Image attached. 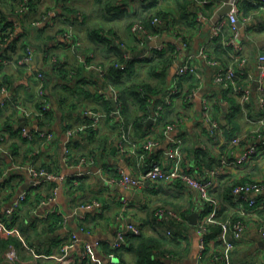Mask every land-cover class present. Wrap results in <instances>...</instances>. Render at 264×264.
I'll return each mask as SVG.
<instances>
[{"label":"crops","instance_id":"1","mask_svg":"<svg viewBox=\"0 0 264 264\" xmlns=\"http://www.w3.org/2000/svg\"><path fill=\"white\" fill-rule=\"evenodd\" d=\"M12 3L13 0L0 1V8L3 6L10 9L14 7ZM123 4L126 9L116 6L106 8L96 4L95 0H32L28 13L17 18L19 32H22L21 38L12 46L7 45L2 49V59L5 61H0V81L4 78L12 80L14 86L7 85V93L0 91V102L5 100V104L0 105V125L5 119L11 118L13 122H16V127L22 129L20 134L26 139L21 140L7 132L4 134L6 137L0 140V182L7 179V182L0 186V214H10L8 212L14 199L23 189L37 187V190L52 197L39 207L38 213H32L33 218L38 219L39 232L42 240L45 241L43 249L39 250L25 241L24 245L18 248L13 244L20 255L18 264H60L55 258L46 256L60 255L63 245L72 241L74 233L78 235V240L74 241L69 249V255L75 259L74 264H110L109 245L112 247V241L120 231L131 232L128 225L133 220L148 234L159 233L165 238L166 242L160 241L158 246L153 248L155 252H164L162 261L157 260V264L216 263L214 254L220 253L216 251L221 249V245L216 246L217 241L215 237H212L210 244H215L213 250L201 251L197 223L194 224L190 219V215L197 212L199 221L205 210V205L195 189L183 182V185L159 182L163 186L161 190H158L159 192L163 194L171 192L172 195L181 198L182 203L172 205L173 201L169 198H160L157 201L163 202L159 201L161 203H158L154 210L159 206L175 209L183 207L187 210L188 223L173 226L178 230L182 229V232H177L173 237L167 233L170 226L153 218V211H151L152 216L151 212L147 215L142 214L145 204L149 205L152 202L146 194L150 188L145 189L146 191L144 189L135 191L120 183L106 182L104 174L99 170L103 169L105 174L110 176L118 173V167L133 174L140 171L136 169L133 158L122 155L119 150L118 141L122 121L130 137L140 146L150 135L159 140L150 154L157 161H164L165 151L169 146V138L165 137L164 130L169 125L173 126L171 135L184 138L185 163L189 165L190 171L197 172L196 174L200 177H205L223 157L227 156L226 158L233 160L254 142L255 139L249 136L238 145L227 143L236 134L253 133L251 130L255 124L249 121V111L246 114L242 109L239 94L216 83L214 66L208 62V59L199 55L203 46L211 52L217 46V43L210 39L213 25L211 19L196 21L182 28V31L177 24L172 25L164 21L161 25L159 40L166 42L167 50L174 49L175 57L173 64L168 67L166 88L151 91L152 96L159 99L157 106H152L155 109L153 114L140 119L141 110H138V114L130 120L124 115L103 118L96 128L88 127L69 141L71 157L75 162L80 157L91 156L96 159V163L77 168L66 165L64 161L68 127L73 128L88 123L91 117L86 113L87 110L105 111V100H111L113 107L116 106L109 85L104 83L102 77L99 78V71L86 66L81 67L77 52L66 47L62 31L69 23L74 26L75 33L81 40L80 51L87 52V54L83 53V56L90 63L107 68L118 57L117 50L106 43L97 42L98 38L93 33V30L97 29L103 36L115 39L124 49L131 52V58L134 61L130 76L132 80L128 81L129 84L137 81H149L153 85L160 83L161 77L150 70L152 47L157 40L143 41L131 31L130 22L133 17L136 18L135 14L140 15L144 8L143 0H126ZM70 7L75 11L70 10ZM48 8L54 9L55 15L51 14L43 22L37 23L36 20L40 14ZM16 17V15L12 16L14 19ZM165 24L167 27H164ZM244 25L243 30L240 27L241 56L245 57L247 62L243 66L238 65L242 69L239 72V83L248 84L251 87L252 101L247 107L251 106V108L248 107L252 110L251 114L258 116L259 91L255 76L257 56L264 50V13L261 12L257 19ZM28 46L33 48L34 56L30 65H23L19 62V58L26 54ZM47 47L48 50L45 51ZM40 53H43L42 61L36 59ZM189 58H194V63L201 73L200 77L177 75L179 64ZM38 64H41L42 69L35 71L34 68L38 67ZM61 66L71 71L67 78H64L65 73L62 74L58 69ZM157 66L158 71L162 72L165 62L159 60ZM43 70L47 73V93L54 113L47 126H40L34 116L25 113L37 110L41 100L37 72ZM179 78L181 80L178 83ZM173 89L177 91L172 94L171 102L168 103L166 97ZM194 90L195 93L192 92ZM205 98H209L212 104L219 103L222 107L218 110L213 104V114L224 126L226 141L214 139L210 135L209 126L203 115ZM160 105H163V108L159 110L160 115L155 118ZM229 113L233 115L235 123L228 120ZM150 118H153V121H149ZM23 122H25L24 126L20 127ZM23 127L29 129L30 135L23 134ZM41 130L54 131V138L40 135ZM225 145L227 147L223 151ZM200 147L204 149L205 154H208L207 156L201 153L200 157L196 156V150ZM32 165L37 169H46L59 175L60 178L33 186L32 175L29 172V166ZM223 171L224 173L218 179V185L226 184L227 179L233 182L250 178L264 181V149L247 162L229 163ZM80 172L81 175H79ZM74 176H76L75 181L71 183L70 179ZM80 178L79 187H73L72 184H78ZM147 186L151 187L150 181ZM258 198L259 203H264V189L259 193ZM95 200L101 202V207L87 208L89 211L82 214L76 213L81 205ZM22 207L26 210L30 205L24 203ZM95 211L100 212L95 214L93 213ZM221 211L222 216H232L235 212L232 201L223 200ZM55 213L59 218L53 225H49ZM260 217L264 218V207L257 214H248L245 217L248 227L232 251V264H264V239L258 223ZM0 220H2L1 215ZM96 241L101 242V245H95ZM85 242L93 245V255L88 257L84 256ZM126 244L112 264H118V262L138 264L135 248L131 247V242ZM47 250H51V254H46ZM7 263L9 262L5 254L0 264Z\"/></svg>","mask_w":264,"mask_h":264},{"label":"built area","instance_id":"2","mask_svg":"<svg viewBox=\"0 0 264 264\" xmlns=\"http://www.w3.org/2000/svg\"><path fill=\"white\" fill-rule=\"evenodd\" d=\"M199 3L208 4L213 3V12L210 16L206 15L204 12L199 11V15L197 20L202 22L203 20L211 19L213 22L210 39H214L215 37L219 38V42L221 45L227 49L229 55L231 56V60L225 62L218 58H211L206 51V46H203L199 52L200 56L208 59V62L214 66L215 68V76L214 80L216 83L221 86L232 89L234 92L240 94V105L242 109L247 114L248 107L252 101V89L248 84L239 83V72L242 70L238 65H245L247 59L241 56L242 53V44L240 39V26L238 24L239 21L245 23L252 22L257 16H260L261 12L264 10V0H251L254 3H259L261 6L256 11L253 12L244 18H241L242 9L241 2L242 0H197ZM230 5L231 9L228 13L223 16H219L218 12L224 8L225 6ZM51 14L55 15L54 11H51ZM50 14V15H51ZM49 15V16H50ZM47 17H43L45 20ZM43 20L38 21L37 23L43 22ZM164 20L159 17H155L152 20V28L153 26L157 31L152 30L149 26L144 24L142 20H136L131 26L132 33L140 38L141 40H157L153 45V50H162L166 46V42L159 40L161 36V31L158 29L162 25ZM226 28L228 29L226 31ZM19 35V24L14 22V28L11 32L10 38L11 40ZM62 37L64 38V42L67 48H70L77 52L79 59L85 64V66L89 69H96L101 72V77H103V68L100 65L95 63H88L85 57L82 55L80 51L81 40L76 35L74 26L69 23L62 33ZM7 43H3L1 47H5ZM183 45H185L183 43ZM152 50V51H153ZM2 52V51H1ZM0 52V61H2V53ZM81 52V53H80ZM124 55L126 58H131V52L125 48ZM34 56V50L31 46H28L27 52L23 57L19 60V62L23 65H30ZM196 57V56H195ZM194 57V58H195ZM194 58H189L185 62L179 64L177 67V75L179 77L183 75H194L196 77H200L201 73L198 66L194 63ZM5 61V60H3ZM122 68H125L122 65ZM257 74L255 76V80L258 84L259 91V110L260 117L257 119H253L248 115L249 121L255 124L252 126V132L243 134H236L232 136L228 140V144L238 145L244 140H247L248 137H253L255 140L251 143L237 158L233 160H229L226 158L227 156L220 159V163L217 166H214L208 171V174L205 177H200L197 175V172H192L189 169V165L185 163V153H184V138L181 136H173L171 135V131L173 126L169 125L164 130L165 137L169 138V146L165 151V159L164 161H157L156 158L151 156V152L158 145L159 140L154 136H148L145 141L141 144V146L130 137L128 134L124 121H122L121 125V134L119 137L118 145L119 150L122 155L126 157L133 158L137 168L140 170L139 173L133 174L131 172L126 171L122 167H118V176H110L105 174L103 169H99L101 173L104 174V180L110 183H120L124 187L129 188L135 191H141L145 189L148 185V182L154 181H165V182H175L181 181L185 183L188 187L195 189L201 200L205 205V210L207 211L201 219L197 222V232L199 234V246L201 251H205L207 248L213 250L215 244H210L211 239L208 238V234L210 233V226L215 224L221 227L220 232L215 236V240L221 243L220 253L214 254L216 256L215 264H232L231 262V254L235 249L237 242L243 237L248 223L245 217L248 214H257V212L264 207V203H259L258 195L264 189V181L263 179H247L243 182L237 183L234 185L232 190V203L235 208V212L239 214V218L233 219L232 217H228L226 219L219 218L220 210L222 209V202L216 198L211 192L212 189L217 185L219 177L224 173L223 169L229 163H243L251 160L258 152L264 149V50L261 51L257 56ZM45 75L42 71L37 72V79L39 80V94L43 97V108L49 109L51 108V101L47 96V89H45ZM109 88L113 93V97L116 100V106L110 111H93L87 110L86 113L91 117V121L88 123L81 124L79 126H75L73 128H69L66 132V141L64 147L63 158L68 166H76L77 168H82L85 166L94 165L96 163V159L94 157H80L75 162L71 157V147L69 145V141L73 138V136L82 132L86 128H96L100 121L108 116L120 115L122 116V106L121 100L119 97V90L113 84H108ZM0 91H4L7 93V89L3 87ZM177 90H171L167 97L166 101L168 103L171 102V96ZM195 93V90L192 91ZM5 104V100H1L0 105L3 106ZM163 108V105L158 107V111L156 112L155 118L160 115V111ZM203 109H204V120L209 126L210 135L214 139H221L226 141V136L224 132V128L220 123L219 119L216 118L213 114V104L209 98H205L203 100ZM27 115H31V112H25ZM0 125V140L5 138V135L1 132ZM23 134L30 135L29 129L23 127ZM40 135L47 136L48 138H54V131H46L41 130L39 132ZM146 167L145 170L143 168ZM29 172L32 175L33 186H38L41 183L46 181H51L54 179L60 178L59 175L53 174L46 169H37L34 165L29 166ZM82 173L80 172L79 175ZM1 178V176H0ZM28 193V189H23L19 192L17 197L14 199L10 210L8 213H12L18 208H20L23 202L26 199ZM50 198H52L50 196ZM50 198L42 199L40 204L33 210V213H38L39 207L45 203H47ZM83 209L87 208H99L101 207V202L98 200L92 201L90 203H86L80 206ZM156 219L163 224H167L170 228L167 229V233L169 236H173L175 231L171 224H183L187 222L185 215L178 209L168 207V206H160L155 210ZM259 229L261 232V236L264 239V219L260 217L258 219ZM128 229L134 233H140L141 228L137 223L130 222L128 225ZM0 233L4 236L9 234H15L21 236L19 228L13 226L9 227L2 220H0ZM126 231H120L116 238L112 241V247L118 248L124 242L126 238ZM78 240V235L76 233L72 234V241L66 242L62 247V252L60 255L52 254L47 255L46 257L55 258L58 260L60 264H74L75 259L69 255V249L73 245V242ZM97 246L101 245V242L96 241ZM93 255V245L89 242H85L84 244V256ZM110 259V264H112L115 260L114 253L108 254ZM6 258L11 264H18L20 262V255L14 245H10L9 249L6 252Z\"/></svg>","mask_w":264,"mask_h":264},{"label":"trees","instance_id":"3","mask_svg":"<svg viewBox=\"0 0 264 264\" xmlns=\"http://www.w3.org/2000/svg\"><path fill=\"white\" fill-rule=\"evenodd\" d=\"M3 2V0H0ZM31 1L32 0H13L14 7H11L10 9L7 7L1 6L0 8V52L2 51L3 48H5L7 45L10 47L12 44H15L22 36V32H19V35L16 36L15 38L11 39L8 41L10 38L11 32L14 28V22H17L19 24V20L17 19L18 17L21 18L25 16L30 7H31ZM119 1V3H118ZM126 0H95V3L98 5H103L104 7L108 8L116 6L121 9H126L124 7V2ZM146 2V3H145ZM144 3V8L142 9L140 15L135 14L136 18L133 17L132 21L130 22V26L133 25V23L136 20H142L144 24L152 28V20L155 17L162 18L166 23H173L178 25L179 30L182 31V28H186L189 24H194V22H199L197 20V17L199 15V11L204 12L206 15L210 16L213 12V3H208V4H202L199 3L197 0H143ZM18 6V7H17ZM259 3H254L251 0H242L241 2V11L242 15L241 18H244L245 16L256 12L260 8ZM54 9L48 8L44 12L40 14V17L36 22L43 20V17H48L51 14V11ZM70 10L75 11L74 8L70 7ZM264 13V10L262 11ZM17 16L16 19L12 18V16ZM259 16H257L255 19H257ZM135 18V19H134ZM21 21V20H20ZM162 26L158 28L161 30ZM177 28V27H176ZM65 30V29H63ZM152 30L157 31L155 27L153 26ZM64 31H62L63 33ZM93 33L98 38L97 42L100 43H106L109 46H111L113 49L117 50L118 52V57L117 59L112 62V64L105 68H103V80L105 81V84H113L114 86L117 87L119 90L120 94V100H121V106H122V115L126 117V119L130 120L133 117H135L138 114V110H141V115L139 116L140 119H144L148 117L149 115L153 114V111L155 109L152 107L153 105L156 107L157 102H159V99H155L151 93V91L155 90H160L166 88L167 84V75H168V67H170L173 64L174 61V49L172 50H167L166 48L162 50H153L151 52L152 57L150 58L151 63V71L154 74H157L160 76V83L158 85H153L149 81L146 82H132L128 83V81L132 80L130 79V76L132 75V65H133V59L132 58H126L124 55L125 49L124 47L120 44V42H116L115 39L109 38L108 36H103L99 30L95 29L93 30ZM108 37V38H105ZM214 40L217 43V46L213 48L212 52L209 50H206L211 58H218L221 59L225 62H228L231 60V56L229 55V52L227 51L226 48H224L221 43L219 42V38L215 37ZM7 43L5 47H1L3 43ZM65 43V42H64ZM48 50V47L46 48L45 51ZM82 52V51H81ZM80 52V53H81ZM87 54V52H82V55ZM3 57V55H2ZM23 56H21L19 59H21ZM7 58V56L5 57ZM79 59V58H78ZM163 60L165 62V67L163 68L162 72L158 71V61ZM79 64L81 67H85V64L79 59ZM88 63H90L89 60H87ZM98 65V64H97ZM122 65L125 66V68H122ZM101 66V65H100ZM60 71L63 75L64 78L68 77V74L71 72L67 69L64 68V66H61ZM93 70V69H92ZM45 75V89H47V73L46 71H42ZM76 72V70H75ZM101 72H99V78H101ZM189 76H194V75H189ZM195 77V76H194ZM239 79V78H238ZM181 80V78L178 79V83ZM7 85H12L14 86V83L12 80L5 79L0 81V90L5 87L7 88ZM161 86V87H159ZM228 89V88H227ZM232 90V89H228ZM233 91V90H232ZM240 95V94H239ZM47 96L49 97L48 99L50 100V96L47 93ZM153 99V101L151 100ZM17 103V99H16ZM43 97L41 96V100L37 105V110L32 111V116L36 118L40 126H47L51 121L52 116H54L53 111L51 108L49 109H44L43 108ZM214 104V103H213ZM215 105V104H214ZM213 105V106H214ZM16 106V105H15ZM104 106H105V111H110L112 110L113 104L111 100H105L104 101ZM240 106V105H239ZM251 108V106H248ZM215 108L220 110L222 107L218 103L215 105ZM248 113L250 117H260V110H259V115L258 116H253L251 114V109H248ZM11 117V116H10ZM110 117V116H109ZM228 120L231 121V123H235L233 121V115L231 113L228 114L227 116ZM91 121V120H90ZM89 121V122H90ZM143 125L145 124V121L142 123ZM223 126V125H222ZM1 132L3 134H6L7 132L10 133L12 136L19 137L21 140H25L26 138L20 134L22 131L21 128L16 127V122H13L11 118L5 119L2 124H1ZM70 128V127H68ZM67 128V129H68ZM224 128V126H223ZM225 130V129H224ZM227 131V129H226ZM231 135V134H230ZM6 137V136H5ZM212 138V137H211ZM226 145L223 149V151L226 150ZM223 148V147H222ZM196 149V146H195ZM185 150V146H184ZM203 154V156H207L208 154L204 153V149L202 147L197 148L196 150V156L200 157L199 154ZM198 154V155H197ZM135 163V162H134ZM135 167L137 169V166L135 164ZM146 167L143 168L145 170ZM112 176H118L117 173ZM76 176L70 179L71 183H74ZM7 180V179H6ZM4 181L2 183H5L7 181ZM228 181L226 184L223 185H217L212 189L213 195L218 198L221 202L223 200H231L232 201V190L235 184L240 183V182H233L231 179H227ZM247 180V179H245ZM244 181V180H243ZM241 181V182H243ZM161 182V181H159ZM159 182H154L151 181V187L147 186L145 189L150 188L149 190L158 193V190H161L163 188L162 185H160ZM165 182V181H162ZM0 182V186L2 184ZM81 183V178L79 179L78 184H72L73 187H79V184ZM169 185H174L176 183L182 184L180 181H175V182H165ZM165 185V184H164ZM37 187H31L28 189V193L26 196L24 203H28L30 205L29 208L26 210H23V207L18 208L14 212L8 215H3L2 216V221L8 225L9 227H17L20 230L21 237L16 236L15 234H9L6 237H3L0 233V261L3 260L4 255L6 254L7 250L9 249L10 245H15L17 248L24 245L25 243H28L29 245L36 246L39 248V250H42V246L45 244V241L42 240L41 233L39 232L38 228V219L33 218V210L40 204V201L42 199H47L50 197L49 194L43 193L39 190L36 189ZM144 189V190H145ZM146 191V190H145ZM90 203V202H88ZM22 204V205H23ZM86 204V203H85ZM181 207L178 210H181L182 213L185 215L188 223V214L186 209H182ZM101 209V208H100ZM232 211V210H231ZM100 211H95L93 213L98 214ZM203 215L207 212L206 210L203 211ZM221 210L219 213V218L221 219H226L229 216L221 215ZM92 214V213H91ZM233 219L239 218V214L234 212L232 214ZM59 218L58 214H53L51 221H49V225H53L55 223V220ZM155 218V217H154ZM48 219V218H46ZM156 219V218H155ZM264 219V218H263ZM154 221V219H153ZM156 221V220H155ZM163 224V223H162ZM140 226V224H138ZM172 227L177 225L171 224ZM182 223L180 224V226ZM180 226L178 228H180ZM176 227H173L175 233L173 237L176 236V233L181 231L182 229L178 230ZM141 228V227H140ZM221 227L218 225H211L210 226V233L208 234V238L212 239V237L217 236V234L220 232ZM155 235V236H154ZM148 234V232H145L141 228L140 233H134V232H128L126 233V238L125 242L118 248H113L109 245V250L108 253H114L115 257H119L120 253L119 251L125 247L127 242H131V247L135 248L136 254H137V262L138 264H157V260L162 261V255H164L163 251H160V253L154 251V246H158L160 241H165V238L161 234ZM166 242V241H165ZM153 244V245H152ZM155 244V245H154ZM221 243L217 241L216 246H220ZM210 249V248H207ZM206 249V250H207ZM42 252V251H38ZM220 250L216 251V253H219ZM46 254H51V250H47ZM117 264V263H116ZM118 264H122L119 263Z\"/></svg>","mask_w":264,"mask_h":264},{"label":"rangeland","instance_id":"4","mask_svg":"<svg viewBox=\"0 0 264 264\" xmlns=\"http://www.w3.org/2000/svg\"><path fill=\"white\" fill-rule=\"evenodd\" d=\"M149 192H146V194L149 195V197L151 198L150 200H152V202L149 204V205H146L145 204V208L142 210V214L143 215H147L149 214L151 211H153V218L156 217L155 215V206L158 205V203H161L159 201H162V200H158L157 199H160V198H169L171 201H173L172 205L175 204V203H182L181 202V198L177 197V196H174L171 194V192H167L166 194H163L161 192L159 193H156V192H153L151 190H147ZM163 202V201H162ZM176 205V204H175ZM174 205V206H175ZM160 207V206H159ZM158 207V208H159ZM177 207V206H176ZM151 216H152V212H151Z\"/></svg>","mask_w":264,"mask_h":264},{"label":"water","instance_id":"5","mask_svg":"<svg viewBox=\"0 0 264 264\" xmlns=\"http://www.w3.org/2000/svg\"><path fill=\"white\" fill-rule=\"evenodd\" d=\"M230 9H231V6H230V5H227V6H225L224 8H222V9L218 12V15H219V16H223V15H225L226 13H228V12L230 11ZM238 24H239L240 27H242V30H243L244 27H245L244 23L241 22V21H239ZM164 27H167V25L165 24ZM36 59L42 61V59H43V53H40V54L37 56ZM39 69H42L41 64H38V67H35V68H34L35 71H36V70H39ZM113 102H114V101H113ZM115 102H116V100H115ZM115 102H114V104L116 105ZM149 121H153V118H150ZM24 124H25V122L21 123V124H20V127L24 126ZM85 211H89V209H83V208L79 207V208H77L76 213H78V214H82V213H84ZM197 217H198V213H197V212L192 213V214L190 215L191 222H193L194 224H196V223L198 222ZM130 221H132V220H130ZM133 222L136 223L135 220H133ZM115 261H116V258H115ZM7 264H11V263H7Z\"/></svg>","mask_w":264,"mask_h":264}]
</instances>
